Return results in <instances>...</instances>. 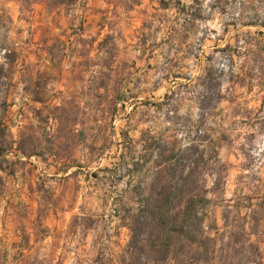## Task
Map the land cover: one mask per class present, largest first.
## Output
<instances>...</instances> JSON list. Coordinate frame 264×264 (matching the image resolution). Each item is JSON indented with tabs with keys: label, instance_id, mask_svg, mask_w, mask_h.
Here are the masks:
<instances>
[{
	"label": "rangeland",
	"instance_id": "rangeland-1",
	"mask_svg": "<svg viewBox=\"0 0 264 264\" xmlns=\"http://www.w3.org/2000/svg\"><path fill=\"white\" fill-rule=\"evenodd\" d=\"M102 2L104 7H100L101 0H79V12L76 11L77 0L0 2V27L5 28L3 39L6 42L0 46L10 48L7 32L15 17L29 25V38L23 40L27 57L33 55L34 46L42 49L41 52L35 51V55L41 58L38 62L31 59L22 64L16 62V56L10 50L6 56L7 70L0 65V200L5 204L0 224L16 249L11 264H43L30 259L36 244L50 239L53 249L60 250L61 242L66 239L70 241L78 231L85 238L88 232L96 233L94 248L105 237L115 240L117 249L121 240L128 247L131 231L129 220L125 218L137 211L145 196L143 190L153 185L154 177L157 180L161 174H173V165L167 160L181 151L176 139L169 147L161 149L155 137L140 132L144 154L138 158L133 156L131 133L137 128L131 121L138 109L156 108L166 120H172L175 114V128L164 131L173 134L176 131L186 132L185 139L194 145L190 150L191 158L193 162L199 159L201 165L206 161L204 153L196 145L201 141L217 144L218 141L213 140L212 136L221 128V122L229 118V112L221 107V103L227 99L229 105H238L241 98L222 95L218 91L220 82L227 79L234 86L245 88L249 94L254 88L264 92V23L247 17L242 20L243 26L256 29L254 35L249 33L244 38L247 51L241 53V37L237 34L223 48L217 46L214 49L221 56H206L202 75L198 78L204 86V91L196 97L200 109L198 120L193 121L190 115L180 117L179 108L184 104L185 93L190 91L188 82L191 80L183 69L194 67L182 64L181 59L186 60L193 55L200 59L198 44L190 40L195 25L187 20L181 24L180 18H200V0H195L191 9L185 7L181 0H149L151 7H145L144 0ZM217 3L222 9L235 11L228 7L234 0H217ZM9 4L11 7H6ZM119 7L126 12L139 9L135 23L125 21L129 32L127 37L123 31L115 34L110 31L115 27L110 13L115 17ZM173 7L178 15L174 22L168 24L166 39L157 42L154 37L162 29L159 25L153 28V23L156 20L161 25L168 23L167 12ZM149 16L151 19L145 18ZM178 24L180 27H177ZM231 27L234 29L235 23ZM15 30L18 37L24 31L23 28ZM227 31L226 28L225 35ZM117 38L125 44L124 53L131 46L139 51V55L130 61L121 58V49L115 42ZM220 39L224 40L225 37ZM133 40L135 43L130 45ZM157 50H160L164 63L154 65L151 61ZM102 52L106 53V58L100 57ZM182 53L181 59H177ZM242 54L251 55L252 67L239 76L231 72V66L235 63L231 57ZM94 55L98 59L94 60ZM224 62L230 65L228 72L219 67ZM66 64L67 68L64 67ZM141 64L145 66L143 69L139 67ZM95 67H100L101 71L90 76ZM154 70L165 71L166 80L182 82L170 95H165L162 104L155 103L146 95L142 101L139 99L144 95L140 85L145 82L147 74ZM253 81L257 83L253 84ZM20 84L24 85L23 94L20 95L21 103H17ZM258 103L256 115L259 117L264 113V96L260 97ZM129 106L132 107L131 113L126 111ZM169 107L172 112L168 111ZM89 113H92L91 124ZM231 114L240 115L241 108H232ZM243 114L251 120L252 112L244 111ZM147 115V111L139 113V122H143ZM121 116L129 124L121 129L120 141L116 143L110 141L109 136L116 134L114 121ZM209 120L213 121L215 127L208 124ZM17 121L22 127L17 128L13 136L9 129L17 127ZM77 124L81 125L79 132L75 131ZM85 126H89L90 131H86ZM218 139L230 143L226 131H219ZM113 147L120 150L118 164L89 171L90 165L102 161L105 153ZM153 153L158 154L159 159L154 160ZM213 154H216L215 148ZM221 184L222 178L218 180L215 191L222 193ZM82 185L88 186L89 196L92 189L97 187L105 194L103 211L98 216L86 218L83 223L76 215ZM162 185L163 181L154 188L152 186V192L156 195ZM188 190L196 195L197 207L203 212L204 220L209 222V230L216 234L209 264H229L225 257L224 238H236L237 234L231 228L239 225L241 201L236 200L229 208L222 198L209 200L205 198L203 190H197L192 180ZM247 207L252 209L251 220L258 227L264 220V203L253 206L248 201ZM80 211H83V206ZM218 219L223 221V230ZM0 243H3L2 238ZM127 247L108 256L105 255L107 246L96 249L92 264H124L123 260L129 257ZM0 264H9L6 251H0ZM57 264H65V260L61 259Z\"/></svg>",
	"mask_w": 264,
	"mask_h": 264
},
{
	"label": "clouds",
	"instance_id": "clouds-1",
	"mask_svg": "<svg viewBox=\"0 0 264 264\" xmlns=\"http://www.w3.org/2000/svg\"><path fill=\"white\" fill-rule=\"evenodd\" d=\"M2 2V0H0ZM181 3L191 9L195 0H181ZM79 0H77L76 11L79 12ZM101 0L100 7H104ZM145 7H151L149 0H144ZM264 0H234V3H230L228 7L234 8L235 11H229L227 8L220 7L217 0H200V18L192 19V17L181 16L180 22L183 24L185 20L194 24L193 33L190 34V40L192 43L198 44L200 59L197 60L196 56H189L186 60L181 59V56L176 57L181 59L182 64L194 65L191 68H185V71L191 80L188 82L190 91H187L184 95V104L179 108L178 115L180 117H188L190 115L193 121L198 120V113L200 111L198 107L197 95L204 91V86L199 83L198 78L202 75L205 60L208 55L221 56V53L215 52L214 49L219 46L223 48L232 37L237 34L240 35L241 53H245L247 48L245 45V36L249 33L255 34L256 29L246 28L243 26L242 20L247 17H253L260 22L264 23ZM11 7V5H6ZM139 9L136 12H126L122 7L116 9V16L110 18L113 19L115 27L110 31L115 34L123 31V35L127 37L129 35L125 21H131L135 23V17ZM178 15L175 7L171 8L167 12L169 21L166 24L161 25L159 20L154 21L153 28L157 25L161 27V31L156 34L154 39L159 42L162 39H166L168 24L174 22L175 17ZM117 17L118 22H117ZM151 19V17H145ZM235 23L236 27L233 29L231 25ZM177 27H180L178 24ZM17 28H23V33L18 37ZM29 25L23 21H18L14 17V22L9 25L7 32V43L11 44L15 41V47H24L23 40L29 38L28 32ZM226 28L228 29L227 35H225ZM5 32L4 27H0V45L6 43L3 39ZM94 34V33H93ZM221 37H225L221 40ZM202 41V42H201ZM116 44L121 49V58L134 59L139 55L138 50H134L131 46L128 47L127 53L123 52L125 48L124 42L119 38L116 39ZM135 43L131 41L130 45ZM247 47L255 48L254 45H248ZM10 54L9 47L0 46V65H3L5 70L8 67V60L6 56ZM100 57L106 58V53H100ZM93 59H98L95 55ZM231 59L235 62L234 66H231V72L242 76L244 72L248 71L252 67L251 55H240L239 57L233 56ZM154 65L164 63L163 57L160 55V50H157L155 58L151 61ZM65 68L68 67L66 64ZM142 69L145 67L143 64L139 65ZM219 67L223 68L225 72L229 71L230 65L227 62L221 63ZM101 71L100 67H95L89 73L90 76H95ZM259 71V69H257ZM166 75L165 71L154 70L147 74L145 82L140 85V90L144 92V95L140 96L142 101L145 95L154 100L157 104L165 102V95L171 94L179 83L177 81H171L164 79ZM159 82V83H157ZM257 81H253V84ZM51 87V85H48ZM23 84H20L17 89L19 95L16 96L17 103H21L20 95L23 94ZM59 91V89H58ZM103 92V89H100ZM218 91L225 97L237 95L241 98L238 100V105H229L227 99L221 103V107L225 108L229 112V118L227 121L221 122V128L218 129L215 135L212 136L213 140H217V144L212 145L208 141H201L196 145L201 152L204 153V160L206 164L197 166L194 162L191 153L192 143L185 139L186 132L176 131L165 132L166 128H175L174 120L175 114H173L172 120H166L162 112L157 111L156 108L144 109L141 107L138 109L137 115L132 119L131 124L137 128L136 131L131 133L132 155L137 158L144 154V144L140 139V132H145L155 137L160 145L161 149H165L171 145L173 139H176L180 143L181 151L189 157L184 166L178 170L173 176H165L164 180L167 184L162 185L164 187L171 186L176 187L180 185L183 180L191 179L197 190H203L205 198L209 200H216L222 198L225 205L231 208V205L240 200L242 208L239 213V225L233 226L231 231H234L237 235L233 240H229L227 236L224 238L225 245V257L229 264H264V220H261L257 227L251 220L252 209L247 207L248 201H251L253 206L258 203H264V113H261L258 117L256 112L259 108L258 101L261 96H264V92L254 88V91L249 94L245 88L239 87V85H233V83L227 79L222 80L219 84ZM242 94V95H241ZM27 99V97H25ZM239 106L241 108L240 115H232L231 109ZM39 107V105H37ZM83 107V105H81ZM127 113L132 112V107L129 106L126 109ZM147 111L148 115L143 122H139V113ZM169 112H172V108H168ZM244 111L252 112L251 120H248L243 113ZM92 113H89V123L91 124L90 117ZM99 115L98 113L96 114ZM257 120L260 122L257 123ZM235 124L233 126V122ZM248 121V122H244ZM103 123V121H101ZM129 124V121L121 117H118L114 121V127L116 134L110 135L109 140L118 143L120 141V131ZM209 125L213 124L212 120L208 121ZM22 127V124L17 121V127H10L9 131L15 136L17 128ZM81 128L80 124L75 126V131L79 132ZM86 131H90L89 126H85ZM226 131L229 137L230 143H224L219 141V131ZM213 148L216 150V154H213ZM120 150L113 147L110 152L105 153L104 159L93 163L89 167V171H95L100 167L107 165L112 167L119 162ZM212 157L209 159V157ZM20 159H24L23 156ZM153 159H159L158 154L153 153ZM159 171V169H157ZM222 178L221 187L222 193L215 191L217 182ZM153 184H156V178H153ZM19 187V185H17ZM89 189L87 185H82L79 198L77 200L76 215L81 218V223L88 217L93 215L98 216L102 211V204L104 199V191L97 187L92 189L91 195H87ZM145 195H153L152 186L143 190ZM83 206V211H80V207ZM5 204L0 200V217L4 216ZM223 209H221L222 211ZM194 227L197 232L194 234L197 240H207L215 238V233L211 232L208 227V221L203 220L199 216V213L195 214ZM218 223L223 230V221L218 219ZM96 236L95 232H88L85 238L79 231L76 236L69 240L61 242L60 250H54L52 247V241L42 240L40 244L34 246L33 252L30 254V259L43 264H57V261L64 259L65 264H92L96 249L107 246L105 255H111L112 252H119L127 247L125 241H120V248L117 249L115 240H108L106 237L99 240L96 247H93V239ZM0 238L3 239V243H0V251H6L7 260L11 264L12 257L16 254V249L12 247L11 238L6 235L3 229V225L0 224ZM175 241V247L172 248L163 257H157V250H153L151 246V237L145 230H141L136 237V248L134 252L135 264H153V260H156V264H193L191 257L195 255H202L199 248L193 250L191 241H186L183 237L173 238Z\"/></svg>",
	"mask_w": 264,
	"mask_h": 264
},
{
	"label": "trees",
	"instance_id": "trees-1",
	"mask_svg": "<svg viewBox=\"0 0 264 264\" xmlns=\"http://www.w3.org/2000/svg\"><path fill=\"white\" fill-rule=\"evenodd\" d=\"M63 3L65 2L63 1ZM210 86L212 87L213 85ZM188 159L189 157L182 151L169 158L167 161L173 165V169H171V173L173 174H161L159 177L157 176L156 184L152 185L153 188L161 184L162 181L164 185L167 184V181L163 177L175 175ZM194 163L198 166L199 159H196ZM0 169L2 170L1 165ZM190 181V178L185 179L176 187L163 186L156 195L153 191V195L143 196L137 211L129 213L128 217L125 218L129 220L128 225L131 231V239L126 250V254L129 257L127 256L123 260L124 264H135L136 237L141 230L149 233L153 250L158 249L156 252L157 257H163V255L175 247L173 238L183 237L186 241H191L194 251L196 248H199L202 252V255L194 254L191 257L193 264H209L213 256V238L197 240L194 235L197 232V229L194 227L195 214L199 213V216L203 220L204 215L197 207L196 195L188 190ZM153 264H156L155 259L153 260Z\"/></svg>",
	"mask_w": 264,
	"mask_h": 264
},
{
	"label": "crops",
	"instance_id": "crops-1",
	"mask_svg": "<svg viewBox=\"0 0 264 264\" xmlns=\"http://www.w3.org/2000/svg\"><path fill=\"white\" fill-rule=\"evenodd\" d=\"M10 45V50L11 51H13L14 52V55L16 56V62H20L21 64L22 63H24V61L26 62H28V61H30V59L31 60H33V61H40L41 60V58L40 57H37L36 55H35V51L36 50H38L39 52H41L42 51V49H41V47H39V46H34L33 48H34V53H33V55H30L29 56V58L27 57V55L25 54V48L24 47H21V48H16L15 47V42H12L11 44H9ZM9 47V46H8ZM39 47V48H38ZM20 51V52H19ZM19 52V55L17 54Z\"/></svg>",
	"mask_w": 264,
	"mask_h": 264
}]
</instances>
